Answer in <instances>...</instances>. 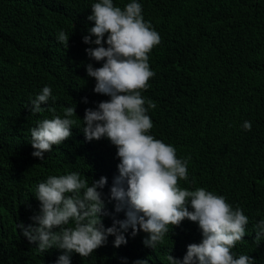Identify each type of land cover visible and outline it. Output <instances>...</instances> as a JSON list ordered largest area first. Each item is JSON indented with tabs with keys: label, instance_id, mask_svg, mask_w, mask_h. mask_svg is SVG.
Masks as SVG:
<instances>
[{
	"label": "trees",
	"instance_id": "obj_1",
	"mask_svg": "<svg viewBox=\"0 0 264 264\" xmlns=\"http://www.w3.org/2000/svg\"><path fill=\"white\" fill-rule=\"evenodd\" d=\"M98 0H0V264H56L63 250H37L18 224H32L39 211L36 187L52 175L78 172L99 180L103 192L105 228L125 219L115 212L109 189L118 175L116 147L106 138L87 142L82 132L86 108L95 109L109 97L95 94L96 81L87 76L89 60L82 42L94 22L88 21ZM131 0H113L124 8ZM142 15L161 42L149 53L155 73L142 95L155 102L149 109V134L175 147L177 158L191 157L188 182L178 186L205 188L249 218L246 235L232 251L264 264V237L255 242V225L264 219V0H137ZM69 36L67 45L58 33ZM105 34V41L107 39ZM95 39V37H93ZM105 46H107L105 44ZM51 88L45 110L33 115L31 101ZM86 98L87 103H84ZM64 102V103H63ZM76 104L72 137L45 153H31L30 129L37 121L63 118ZM251 122V130L243 128ZM191 210V209H189ZM71 226V225H69ZM127 244L114 247V236L88 257L71 254V264H169L183 259L187 245L200 243L197 223L185 219L169 226L163 242L146 247L147 234L124 233Z\"/></svg>",
	"mask_w": 264,
	"mask_h": 264
},
{
	"label": "clouds",
	"instance_id": "obj_2",
	"mask_svg": "<svg viewBox=\"0 0 264 264\" xmlns=\"http://www.w3.org/2000/svg\"><path fill=\"white\" fill-rule=\"evenodd\" d=\"M91 13L87 20L94 26L82 42L90 45L85 49L89 60L103 64L98 68L86 64V73L96 81L94 93L110 99L100 101L95 109L86 108L83 120L77 117L74 103L63 109V118L54 115L37 121V126L30 129L31 155L43 161L53 146L70 139L76 123L72 117H77L82 121L87 142L106 138L117 149L120 163L109 189V200L116 202L115 212L123 211L125 219H114L112 226L105 228L102 218L107 215L106 205L103 192L98 189L105 188L107 177L89 184L88 177L71 172L49 176L37 185L39 211L30 218L32 224L17 225L20 232L41 253L52 248L63 250L56 264H71L73 252L88 257L104 246L109 236L115 237L114 247L126 245L124 233L129 229L133 237L146 233L143 244L154 249L163 242L169 226L178 227L187 219L198 224L201 242L187 245L182 260L171 253L167 255L169 264H255L252 257H237L232 251L246 235L249 218L243 210L234 209L225 197L205 188L179 187V181L189 180L191 157L177 158L174 146L149 134L153 123L147 113L156 104L142 91L150 87L148 81L155 75L150 70L149 53L161 38L144 20L142 5L131 0L121 9L113 0H98L91 5ZM58 42L68 47L69 36L60 31ZM51 95V88L45 86L31 101V113H55L53 107H42ZM83 102L87 103L86 98ZM251 127V122H244V130L250 131ZM254 227L255 242L259 244L264 237V219ZM134 264H148V259Z\"/></svg>",
	"mask_w": 264,
	"mask_h": 264
},
{
	"label": "bare ground",
	"instance_id": "obj_3",
	"mask_svg": "<svg viewBox=\"0 0 264 264\" xmlns=\"http://www.w3.org/2000/svg\"><path fill=\"white\" fill-rule=\"evenodd\" d=\"M64 103V102H63Z\"/></svg>",
	"mask_w": 264,
	"mask_h": 264
}]
</instances>
